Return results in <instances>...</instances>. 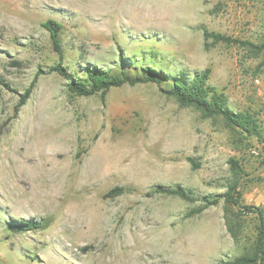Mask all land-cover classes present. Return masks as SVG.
I'll list each match as a JSON object with an SVG mask.
<instances>
[{
  "label": "rangeland",
  "instance_id": "1",
  "mask_svg": "<svg viewBox=\"0 0 264 264\" xmlns=\"http://www.w3.org/2000/svg\"><path fill=\"white\" fill-rule=\"evenodd\" d=\"M49 19L64 25V65L78 76L88 65L210 68V84L258 119L263 139L242 138L154 82L70 94L51 70L60 57ZM204 30L263 45L264 0H0V264H225L244 252L255 214L236 243L223 201L189 217L200 200L152 192L222 194L235 158L242 202L264 210V49L206 43ZM30 220L43 226L14 229Z\"/></svg>",
  "mask_w": 264,
  "mask_h": 264
},
{
  "label": "trees",
  "instance_id": "2",
  "mask_svg": "<svg viewBox=\"0 0 264 264\" xmlns=\"http://www.w3.org/2000/svg\"><path fill=\"white\" fill-rule=\"evenodd\" d=\"M49 31L54 50L59 54L60 60L51 70L57 72L68 80L67 90L75 96H93L100 94L103 97L114 87L124 84L136 85L139 83L154 82L162 86V90L185 107H193L199 110L205 118H221L227 127L235 131L242 138L255 136L263 139L262 127L258 119L246 111H234L227 106V97L224 92L219 91L210 84L211 69L196 71L193 74H169L164 70L153 66L121 65L113 69L88 65L83 70L84 75L78 76L64 65V47L62 34L64 25L54 19H49L43 23ZM206 43L211 44L223 42L227 44H238L246 47L255 55H259L264 49L263 45H258L249 41L239 40L232 36L219 32L204 30ZM21 95L17 109L23 106L30 98L36 78ZM0 83L2 79L0 77ZM194 166L198 167L193 158L189 159ZM230 169L231 179L227 184V190L222 194L204 195L196 197L191 190L180 186L170 187L157 185L152 188L153 193L179 197L188 202L200 200V205L187 213V216H194L203 213L208 208L218 205L223 201L224 218L227 230L236 243H239L244 236L245 216L255 214L258 224L255 226L254 238L249 240V245L244 247V252L225 264H264V210L247 205L242 202V178L244 169L239 161L231 158ZM123 192L122 188H114L108 194ZM43 224L35 220L24 221L14 225L18 231H27L41 228Z\"/></svg>",
  "mask_w": 264,
  "mask_h": 264
}]
</instances>
